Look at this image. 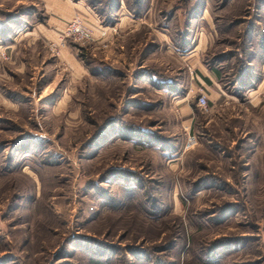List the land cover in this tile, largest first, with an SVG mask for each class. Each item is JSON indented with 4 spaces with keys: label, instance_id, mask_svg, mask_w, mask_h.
<instances>
[{
    "label": "rangeland",
    "instance_id": "obj_1",
    "mask_svg": "<svg viewBox=\"0 0 264 264\" xmlns=\"http://www.w3.org/2000/svg\"><path fill=\"white\" fill-rule=\"evenodd\" d=\"M117 2L58 41L0 0V264H264V0Z\"/></svg>",
    "mask_w": 264,
    "mask_h": 264
},
{
    "label": "crops",
    "instance_id": "obj_2",
    "mask_svg": "<svg viewBox=\"0 0 264 264\" xmlns=\"http://www.w3.org/2000/svg\"><path fill=\"white\" fill-rule=\"evenodd\" d=\"M42 2H43V6L45 7V11L47 12V14L45 15L46 16L45 21L51 22L53 25L52 26L53 30H51L53 34H51V35L49 34V36L53 37V38L58 34V32L62 28L65 20H67L68 17L71 15L72 10L74 8L86 12L88 14V17H90V20L92 19L93 22L96 21V23H97V20H98V22L100 21L99 19H96L97 17H96V13L94 10H92L91 8H88V6H83L81 4L83 2V0H75V1H72V0H42ZM122 3H123L122 0H119V2H117L115 9H118V13H115V15L113 16L112 20H114V22H113L114 24H113V26L110 27L111 31L116 32L117 34H118V31H121L122 28L127 27L126 25H128V24H130V22H132V19H130V16H132V14L129 13L125 8H124V10L121 9ZM101 27L103 28L105 26L100 25V22H99L97 32H99V29ZM106 32L109 34V31H105V33ZM17 37L20 38V35L17 34ZM200 74H201L200 75L201 77L205 76L209 80V82L207 83L201 77H200V79L199 78L194 79L195 85H198L199 87H202L203 89H205L207 91L209 89L211 90L210 93L206 97L207 98L206 101L208 100L209 102H211L212 100L210 99V97L213 98V100H218L217 102H224V100H227L224 98L223 93L218 90L217 85H216L217 80L215 79V75L213 72H208V74L207 73H200ZM247 89H251V91H249V92L254 93L252 95L253 97L255 95H257L258 97L257 98L254 97L255 99L252 98L250 100L249 99L250 95L247 92ZM245 93H247V95H245L246 97H245L244 101L247 102L248 104H250L251 106H254L255 101L257 104L263 98L262 93H264V71L259 76V79L256 82L254 88L244 89L242 94H245ZM187 99H188V96L185 94L184 96H182V98L180 99L179 102L183 106L182 107L183 113L188 114L187 120H191L192 119V112L189 109V106L187 104ZM251 102H253V103H251ZM194 104H195V101H194Z\"/></svg>",
    "mask_w": 264,
    "mask_h": 264
},
{
    "label": "built area",
    "instance_id": "obj_3",
    "mask_svg": "<svg viewBox=\"0 0 264 264\" xmlns=\"http://www.w3.org/2000/svg\"><path fill=\"white\" fill-rule=\"evenodd\" d=\"M62 27L63 28L58 35V41H61L65 38H70L72 40H79V41L88 40L91 38V32H92L91 27L84 20V17L80 12H74L67 20H65ZM104 34H105V30L99 29L98 35L101 36ZM53 45L54 44L51 42L50 46ZM195 104L199 106L201 109L206 110L207 108L206 96L202 92H199L196 95ZM194 142H195L194 136L187 135L185 139L184 147L191 146Z\"/></svg>",
    "mask_w": 264,
    "mask_h": 264
},
{
    "label": "trees",
    "instance_id": "obj_4",
    "mask_svg": "<svg viewBox=\"0 0 264 264\" xmlns=\"http://www.w3.org/2000/svg\"><path fill=\"white\" fill-rule=\"evenodd\" d=\"M214 75L216 76V77H218L219 76V73H218V71L217 70H215L214 72ZM202 79L205 81V82H209V80L205 77V76H202ZM248 87H250V85H248L246 88H248ZM245 88V89H246ZM93 264H99V263H97V262H94Z\"/></svg>",
    "mask_w": 264,
    "mask_h": 264
}]
</instances>
